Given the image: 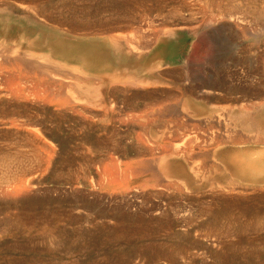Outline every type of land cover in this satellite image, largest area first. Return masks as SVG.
Instances as JSON below:
<instances>
[{
    "label": "rangeland",
    "instance_id": "obj_1",
    "mask_svg": "<svg viewBox=\"0 0 264 264\" xmlns=\"http://www.w3.org/2000/svg\"><path fill=\"white\" fill-rule=\"evenodd\" d=\"M0 8L49 45L0 34V60L50 55L65 78L0 63V264H264V190L231 169L264 152V109H251L264 102V0ZM101 83L108 109L71 101ZM249 108L253 127L222 144L215 117Z\"/></svg>",
    "mask_w": 264,
    "mask_h": 264
},
{
    "label": "bare ground",
    "instance_id": "obj_2",
    "mask_svg": "<svg viewBox=\"0 0 264 264\" xmlns=\"http://www.w3.org/2000/svg\"><path fill=\"white\" fill-rule=\"evenodd\" d=\"M0 10H2V8H0ZM4 11L5 10H2V13L4 14ZM1 12V11H0ZM8 12V11H7ZM0 15V34L1 35H4L5 37H10V35H14V34H17V35H19L20 36V38L22 39V41L23 42H25L26 44H27V46L28 47H31V48H37L36 46H45V47H49V45H48V43L47 42H45L44 41V37L41 35V34H36V32H34L33 30H31L30 29V25L28 24H19L18 26H16V27H13L12 25V23H11V19L10 18H5L4 16L5 15ZM13 14V13H12ZM8 15H10V14H8ZM3 22H5L6 23V26H4L3 25ZM32 23V22H31ZM37 24L36 22H33L32 23V25L33 24ZM51 43V42H50ZM55 43H56V45L58 44V46L60 47V44L59 43H57V41L56 42H54V45H55ZM45 44V45H44ZM52 44V43H51ZM111 44H112V46L114 47V49L117 51V53H119L120 51H121V47H122V45H121V43H120V40H118V39H116V38H111ZM110 44V45H111ZM1 47H2V45H0ZM53 46V45H52ZM112 47V48H113ZM3 48V47H2ZM55 48V50H56V47H54ZM54 48H53V50H54ZM113 49V50H114ZM37 50V49H36ZM59 50V49H58ZM6 51V50H5ZM30 53H31V51H29ZM130 52L131 53H135V52H139V54L140 53H142V52H140V51H138V49L137 48H130ZM9 53V52H8ZM25 53V52H19V51H15V52H11V54H8L9 56H7L6 54H4V56L6 57V59L5 58H2V60H4V62H10L11 60H14V61H12V62H19V64L22 62V64L24 65V63H26L29 67H30V69L31 68H34L35 70H39V72H41L40 74V76H41V80L42 81H44V82H46L47 84H48V82L49 81H52V82H54L55 83V85H56V83H64L63 81H64V79H63V76L62 75H58V74H56V72H53V71H51L50 70V68L52 69V67H51V65L53 64V62H54V58L53 57H50V55L49 56H42V57H35V55L33 54V53ZM35 53V52H34ZM36 54V53H35ZM47 54H49V53H47ZM52 54V53H51ZM3 54H1L0 55V57H3L2 56ZM141 55V54H140ZM10 59V60H9ZM2 60H0V63H1V61ZM56 60V59H55ZM1 65H2V63H1ZM16 66V65H15ZM21 66V65H20ZM5 67V66H4ZM26 67V66H25ZM24 68V67H23ZM6 69V68H5ZM26 69V68H25ZM34 69H31V70H34ZM1 70V69H0ZM20 70V69H19ZM35 70H34V72H35ZM14 71V70H13ZM9 72V71H8ZM11 72V71H10ZM21 72H23V71H21ZM21 72H20V74H21ZM25 72H26V70H25ZM38 72V73H39ZM7 73V72H6ZM35 74H37V73H35ZM22 75V74H21ZM27 76V75H26ZM13 77V76H12ZM15 77V76H14ZM22 76H20V78H21ZM27 78H28V76H27ZM32 78V77H31ZM12 79V78H11ZM24 79V78H23ZM26 79V78H25ZM36 79V78H35ZM134 80V79H133ZM136 80V79H135ZM29 81V80H28ZM39 81V80H38ZM36 82V81H35ZM43 82V83H44ZM51 82V85L53 84ZM108 82V81H107ZM134 82V81H133ZM146 81H144V80H136L135 81V83H137L138 85H145V84H147V82L145 83ZM45 83V84H46ZM132 83V82H131ZM41 84V83H40ZM44 84V85H45ZM137 84H135V85H137ZM148 84H150V83H148ZM54 85V86H55ZM66 85V84H65ZM64 85V86H65ZM104 85V84H103ZM134 85V84H133ZM137 85V86H138ZM42 86V85H41ZM48 86H50V84L48 85ZM59 86V85H58ZM87 86V85H86ZM148 86V85H147ZM42 87H44V86H42ZM88 87V86H87ZM90 87V86H89ZM94 87V86H93ZM93 87L91 88V92L89 91L88 92V94H87V91L85 92V95H91V99L92 100H88L86 97L84 98L85 100H83V98H79V97H75V99H73V100H71V101H73V103H76V102H78V101H87V103H85L86 104V106H87V104L88 105H92L93 103H94V105H96V106H98V108H102L103 107V109H104V105L107 107V109H108V107L109 106H107V103H108V101L110 100V99H113V95H112V93L111 94H107L106 92H107V90H106V92H105V88H106V86H102V83H101V86L99 85V87H97L98 89H96V87H94L96 90H93L92 91V89H93ZM52 88V87H51ZM109 88H111V87H109ZM206 88H210L211 89V87H206ZM87 89V88H86ZM88 89H90V88H88ZM110 90V89H109ZM108 90V91H109ZM238 90V89H237ZM82 91H85V90H82ZM112 92V91H111ZM238 92V91H237ZM84 93V92H83ZM109 93V92H108ZM207 94H209L210 93V91L209 92H206ZM250 93H251V91H250ZM82 94V93H81ZM252 94H253V92H252ZM109 95V96H108ZM92 97H94V99L92 98ZM112 97V98H111ZM115 97V96H114ZM72 98V97H71ZM89 98V97H88ZM81 99V100H80ZM115 99V98H114ZM263 99V98H262ZM70 100H69V102H71ZM112 101V100H111ZM262 101H264V99L262 100ZM89 102V103H88ZM109 104H111V102L109 103ZM115 104V103H114ZM71 105V104H70ZM93 105V106H94ZM116 105V104H115ZM114 105V106H115ZM111 106V105H110ZM66 107V106H65ZM85 107V106H84ZM95 107V106H94ZM105 107V108H106ZM86 108V107H85ZM97 108V107H96ZM95 108V109H96ZM264 109V102L262 103L261 102V104L259 103V104H255V105H253V106H251V109L252 110H258V109ZM87 109V108H86ZM106 109V110H107ZM250 108L249 109H242V111H241V113H239L237 116H235V115H233V114H231L230 112L229 113H227V114H222V115H220V116H218V117H215L216 118V120H215V122L217 123V125L219 124L221 127H222V125H223V127H224V129L223 130H221L223 133V135L225 136V137H221L222 138V140H221V143L223 144H225L226 143V140H224L225 138L227 139V143L228 142H230V143H235V144H237L238 142H240V141H242V139H244V138H241L239 135L238 136H236V131H237V129H238V127H240V123L243 125V126H245V127H248V128H250L252 125L248 122L249 120H250V117L248 116V114H250L251 113V110ZM89 110V109H88ZM113 110V109H112ZM92 111V110H91ZM97 113V112H96ZM98 114V113H97ZM96 115V114H95ZM94 115V116H95ZM104 115V114H103ZM98 116V115H97ZM107 117V116H106ZM214 117H212V118H209V119H213ZM140 119V118H139ZM252 119V118H251ZM214 120V119H213ZM210 122H212V121H210ZM214 122V121H213ZM214 124V123H213ZM207 125H209V123L207 124ZM216 124L214 125V128H218L219 127V125H218V127H216L217 126ZM211 126V125H210ZM213 127V126H212ZM222 127V128H223ZM253 127V126H252ZM147 128V127H146ZM208 128H210V127H208ZM220 128H218L217 130H219ZM251 129V128H250ZM208 131H211V128L208 130ZM207 131V132H208ZM212 131H213V129H212ZM220 131V130H219ZM206 132V133H207ZM240 132V131H239ZM205 132H204V134H206ZM209 133V132H208ZM212 133V132H211ZM218 134V133H217ZM216 134V132L214 133V135H216V136H218ZM221 134V135H222ZM214 135H213V137H214ZM200 136H202V137H204V135H200ZM205 136H208L207 134L205 135ZM211 136H212V134H211ZM215 136V137H216ZM219 136H220V134H219ZM196 137H197V135H196ZM196 137H195V141H196ZM201 137V138H202ZM200 138V137H199ZM201 138H200V141H201ZM206 138V137H205ZM220 138V137H219ZM220 138V139H221ZM204 139V138H203ZM210 139V138H209ZM208 139V140H209ZM214 139H216V143L219 141L218 140V137L217 138H212V139H210V140H213L214 141ZM191 140V139H190ZM205 140V139H204ZM206 141H207V139H206ZM197 142V141H196ZM202 142V141H201ZM208 142V141H207ZM206 142V143H207ZM212 142V141H211ZM214 142V143H215ZM220 142V141H219ZM203 143V142H202ZM205 143V144H206ZM208 143H210V142H208ZM207 143V144H208ZM226 143V144H227ZM197 144V143H196ZM200 144V143H199ZM205 144H201V146L202 147H199L200 145H198L197 147H199V148H203V145H205ZM206 144V145H207ZM210 145H211V143H210ZM216 145V144H215ZM195 146V145H194ZM190 147V146H189ZM208 147H209V145H208ZM216 147V146H215ZM218 147V146H217ZM216 147V148H217ZM192 148V147H191ZM206 148H207V146H206ZM209 148H211V147H209ZM203 149H205V147L203 148ZM208 149V148H207ZM214 149V148H213ZM176 150V149H175ZM175 150H174V153H175ZM191 150V149H190ZM202 150V149H201ZM200 150V151H201ZM178 151V150H177ZM181 151V150H180ZM203 151V150H202ZM209 152L211 151L210 149L208 150ZM184 152H186V151H184ZM203 152H205V151H203ZM208 152V154H210ZM213 152V151H212ZM174 153H172L171 154V156H173V155H175ZM177 153V152H176ZM181 153V152H180ZM259 153V152H258ZM258 153H256L255 155H254V157H253V155H252V157L250 156V157H247V159H241V161L240 160H237V159H235V160H233L232 161V166H231V169L234 171V172H242L245 176H249L250 178H251V183H253L252 184V187H253V189L254 190H258L259 188L260 189H262V190H264V152L262 153V154H258ZM169 154V153H168ZM167 154V155H168ZM182 154V153H181ZM170 156V155H169ZM168 156V157H169ZM211 157V156H210ZM164 160H166V159H164ZM164 160H162V161H164ZM159 162H161L160 160H159ZM158 162V163H159ZM146 166V165H145ZM150 166V165H149ZM149 166H148V168H149ZM151 167V166H150ZM151 169V168H150ZM152 170V169H151ZM153 171V170H152ZM156 174V173H155ZM264 197V196H263Z\"/></svg>",
    "mask_w": 264,
    "mask_h": 264
}]
</instances>
